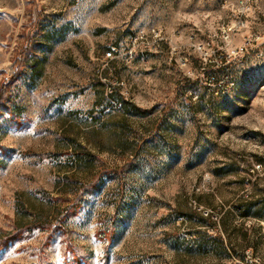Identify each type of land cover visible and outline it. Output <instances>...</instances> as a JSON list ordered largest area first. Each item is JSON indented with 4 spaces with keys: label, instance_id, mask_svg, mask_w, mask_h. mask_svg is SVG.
Segmentation results:
<instances>
[{
    "label": "rangeland",
    "instance_id": "rangeland-1",
    "mask_svg": "<svg viewBox=\"0 0 264 264\" xmlns=\"http://www.w3.org/2000/svg\"><path fill=\"white\" fill-rule=\"evenodd\" d=\"M225 1L0 0V264H264V11Z\"/></svg>",
    "mask_w": 264,
    "mask_h": 264
},
{
    "label": "built area",
    "instance_id": "built-area-1",
    "mask_svg": "<svg viewBox=\"0 0 264 264\" xmlns=\"http://www.w3.org/2000/svg\"><path fill=\"white\" fill-rule=\"evenodd\" d=\"M226 3L231 2V0H226ZM259 0H238L237 2V6L239 5V9H237V14L236 17L234 18V20H232L231 23H229L225 28L224 31L227 35V37H229V31L231 30H236L237 28H242L245 26L246 24V19H247V12L255 5L256 3H258ZM263 21H264V12H262L261 14ZM152 32L154 33V35H159L160 34V30L158 29H154L152 30ZM252 38L251 37H246L245 41L243 42V44L241 45L240 48H235L234 51H242L244 49H246L248 47L249 44H251L252 42ZM116 50L115 47H112L111 50H108L106 53L107 55H112L113 52ZM129 54L131 55V50H129ZM256 56L259 58H264V40L261 41V43H259V45L257 46L256 49ZM230 85H233V82H230ZM255 167L257 169L261 168L264 169V161L263 162H259L255 165Z\"/></svg>",
    "mask_w": 264,
    "mask_h": 264
},
{
    "label": "trees",
    "instance_id": "trees-1",
    "mask_svg": "<svg viewBox=\"0 0 264 264\" xmlns=\"http://www.w3.org/2000/svg\"><path fill=\"white\" fill-rule=\"evenodd\" d=\"M23 55L18 58L15 62V69H14V72L12 74V77L13 76H16L18 74V71L20 70V68L22 67V65L24 64V60H23ZM9 82L8 81H5V82H2L0 84V104L3 102L4 98H5V94L7 92V89H8V84ZM130 163V162H129ZM127 163L125 165H123L122 167L126 170L129 168L130 164ZM103 171V172H102ZM100 172H98L97 174H95L93 176V178L86 182V183H82L79 185V190H81V193L80 194H76L75 197H73L71 199V204L66 208V216L70 215V214H74V209H76V205L79 203V197L80 195H82V193H84V191L86 189H88L90 186H92L93 184H95L96 182H98V180L103 176L105 170H102ZM70 201V200H69ZM72 209V210H71ZM38 225H41L42 227H50V222H46V223H41V222H35V224H29L27 225V227L31 228V226H38ZM21 227H18V229H20Z\"/></svg>",
    "mask_w": 264,
    "mask_h": 264
},
{
    "label": "crops",
    "instance_id": "crops-1",
    "mask_svg": "<svg viewBox=\"0 0 264 264\" xmlns=\"http://www.w3.org/2000/svg\"><path fill=\"white\" fill-rule=\"evenodd\" d=\"M260 7L258 8V9H256L254 12H252L251 13V15L252 16H254V17H259V15H260V12L261 11H264V0H262V2L260 3V5H259ZM262 24V23H261ZM262 26H263V28H264V25L262 24ZM260 28H262V27H260ZM264 30V29H263Z\"/></svg>",
    "mask_w": 264,
    "mask_h": 264
}]
</instances>
